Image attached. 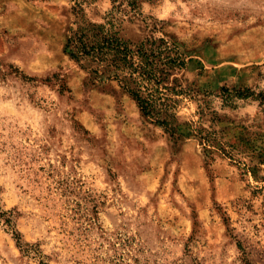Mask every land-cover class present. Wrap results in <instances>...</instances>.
I'll use <instances>...</instances> for the list:
<instances>
[{
    "label": "rangeland",
    "instance_id": "obj_1",
    "mask_svg": "<svg viewBox=\"0 0 264 264\" xmlns=\"http://www.w3.org/2000/svg\"><path fill=\"white\" fill-rule=\"evenodd\" d=\"M73 6L0 0V208L17 234L0 222V264H264V165L255 179L235 153L208 158L92 78L65 53ZM84 8L102 22L113 0ZM123 11L125 39L164 38L187 58L171 79L199 91L183 120L264 153V0Z\"/></svg>",
    "mask_w": 264,
    "mask_h": 264
},
{
    "label": "trees",
    "instance_id": "obj_2",
    "mask_svg": "<svg viewBox=\"0 0 264 264\" xmlns=\"http://www.w3.org/2000/svg\"><path fill=\"white\" fill-rule=\"evenodd\" d=\"M86 1L71 0L75 21L65 44V53L70 59L97 82L117 83L136 102L143 116L172 137L199 139L206 156L211 159L218 153L236 160L235 153L244 170L257 179L259 166L264 165V153H259L253 144L248 141L241 148L240 145H232L229 146L231 150L227 149L218 140L216 132H207L194 122L183 120L181 105L183 102L196 101L199 91L193 85L184 86L177 78L171 82L173 75L185 70L188 65L187 58L177 45L164 38H152L136 44L122 36V24L125 22L123 10H136L140 0H113V8L106 13L102 22L87 18L84 8ZM222 91L227 99L255 97L248 88L243 91L223 88ZM245 155L251 159L248 164L242 161ZM256 157L258 160H255ZM11 215V212L0 208V222L4 221L17 235ZM15 239L22 248L21 238L15 236Z\"/></svg>",
    "mask_w": 264,
    "mask_h": 264
}]
</instances>
